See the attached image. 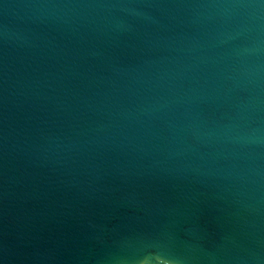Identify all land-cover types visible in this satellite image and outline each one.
I'll return each instance as SVG.
<instances>
[{"label": "water", "instance_id": "1", "mask_svg": "<svg viewBox=\"0 0 264 264\" xmlns=\"http://www.w3.org/2000/svg\"><path fill=\"white\" fill-rule=\"evenodd\" d=\"M0 264H264V0H0Z\"/></svg>", "mask_w": 264, "mask_h": 264}]
</instances>
